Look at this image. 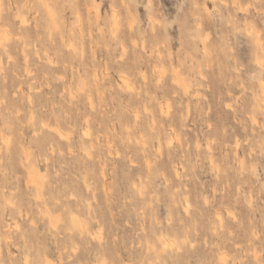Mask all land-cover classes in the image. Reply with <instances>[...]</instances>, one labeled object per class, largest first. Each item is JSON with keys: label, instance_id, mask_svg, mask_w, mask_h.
I'll use <instances>...</instances> for the list:
<instances>
[{"label": "clouds", "instance_id": "1", "mask_svg": "<svg viewBox=\"0 0 264 264\" xmlns=\"http://www.w3.org/2000/svg\"><path fill=\"white\" fill-rule=\"evenodd\" d=\"M0 264H264V0H0Z\"/></svg>", "mask_w": 264, "mask_h": 264}]
</instances>
